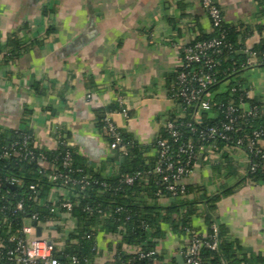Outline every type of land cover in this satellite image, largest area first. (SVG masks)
<instances>
[{
    "label": "crops",
    "instance_id": "1",
    "mask_svg": "<svg viewBox=\"0 0 264 264\" xmlns=\"http://www.w3.org/2000/svg\"><path fill=\"white\" fill-rule=\"evenodd\" d=\"M213 1L247 49L264 41V0ZM209 32L201 0H0V130L27 131L32 145L45 151L67 138L78 163L111 177L124 155L109 150L97 116L114 111L112 121L143 145L144 157H153L161 118L176 112L168 90L182 66L181 49ZM11 37L21 45L12 53ZM258 63L240 75L248 98H264V68ZM226 90L223 83L211 97ZM118 97L128 118L118 111ZM223 157L214 164L203 161L182 181L192 188L186 198L218 195L215 216L225 239L234 241L249 264H264V178L248 175L241 149ZM171 201L163 197L158 203ZM33 223L35 234L41 227L37 236L48 238L56 251L63 249L66 233L56 220ZM193 226L206 231L200 219ZM97 229L94 261L108 264L111 237ZM186 242V233L166 232L157 247L162 263L179 264Z\"/></svg>",
    "mask_w": 264,
    "mask_h": 264
},
{
    "label": "trees",
    "instance_id": "2",
    "mask_svg": "<svg viewBox=\"0 0 264 264\" xmlns=\"http://www.w3.org/2000/svg\"><path fill=\"white\" fill-rule=\"evenodd\" d=\"M220 36L224 46L221 48V53L215 56L217 65L213 71L214 82L207 87V91L212 93L223 83L227 85V90L222 94L210 97V101L214 104L213 109H217L215 120L222 118V110L226 108L228 103L237 106L242 102H247L249 108L256 110V114L248 118L247 122L240 124L242 131L249 134L253 130H264V98L259 96L248 98L245 91L240 90L242 85L240 75L247 67L248 52L253 51L259 55L264 53V41L251 49H247L243 44L242 34L237 27L222 22L218 29H212L210 25L208 34L199 35L191 43L214 37L219 38ZM11 38L14 39V48L10 53L21 46L15 37ZM2 58L6 59V57ZM259 62L258 64L264 68V59H259ZM106 109L112 108L108 107ZM103 112L97 116V124L104 133L105 139L109 142L110 137L102 121ZM174 114L170 113L168 117L172 119ZM215 120L210 119L206 123H214ZM241 133L237 132L235 135L239 136ZM24 136H29L28 149L33 151V158L11 151V144L21 142ZM31 137V134L27 131L16 130L8 133L0 130L1 240L6 241L8 231L11 234H18L17 231L33 213L37 216L36 221L40 223L45 222V220H57L53 217L54 215L50 212L49 207L37 204L36 198L44 197L51 188H61L73 203L70 214L75 220V227L65 237L63 249L56 251L53 248V257L62 264H68L66 254L75 255L80 264H96L94 258L97 253V235L88 237L90 230L95 226L99 228V231L101 230L111 237L109 247L112 252L114 254L119 252L118 256L112 255L108 264H163L162 255L157 252V247L166 232L186 233L188 241L193 235L199 234L203 237V235L209 234L213 225L216 226L217 232L216 249L210 250L202 246L199 251L200 264H249L246 256L236 253L237 246L234 241L225 239L226 232H224L215 216V203L219 199L218 195L210 198L200 197L199 195L194 198H186L192 188L185 185V194L173 198V201L164 206L158 203V197L154 195L161 186L153 183V176L149 178L147 185L142 181L134 182L131 185L121 183L120 179L123 175L151 168L155 160V155L144 157L143 145L129 133L122 131L125 154L121 158L116 174L108 178L93 174L86 169L84 164L78 163L72 146L68 149L64 145H58L54 149L45 151L33 148ZM156 137L168 138L163 129L159 130ZM156 137L153 143L154 147ZM188 137H191L194 142L197 141L195 135H191L190 132L184 130L181 139L173 145L174 148ZM219 145H223L222 141H219ZM66 149L70 150L71 161L68 166L63 167L61 161ZM4 151L9 152L7 157L3 156ZM39 154L44 157L46 162L54 163L58 172L67 174L74 181L81 179L83 175L88 176V183L75 182V184H71L68 182L64 185L61 178L55 180L47 178L46 174L50 173L49 171L39 172L42 170L41 162L38 160ZM222 156H224L223 159H226L227 152H223ZM252 161L257 163V167L252 173L248 172V175L256 179H263L264 161L259 157H252ZM10 177L20 179L21 184L9 185L6 180ZM93 180L104 181L106 186L94 184ZM32 184L37 187L35 193L28 189L29 185ZM20 200L23 201V211L11 215L10 209ZM199 205L203 206V211L200 210ZM99 209L104 211L106 215L101 216L97 212ZM117 209L118 211H116ZM127 216L128 219H126ZM195 218L202 221L206 229L204 233L199 232L193 226ZM57 229L63 230L60 225ZM202 239L204 240V238ZM71 241L76 243H71ZM125 246L137 247L144 251L154 250L155 254L150 259L134 258L132 262L127 263L130 255L123 250ZM168 264L175 263L169 262Z\"/></svg>",
    "mask_w": 264,
    "mask_h": 264
},
{
    "label": "built area",
    "instance_id": "3",
    "mask_svg": "<svg viewBox=\"0 0 264 264\" xmlns=\"http://www.w3.org/2000/svg\"><path fill=\"white\" fill-rule=\"evenodd\" d=\"M201 4L209 18L211 28L218 29L223 22L219 6L213 0H201ZM223 46L224 43L220 36L219 38L194 41L182 47L180 56L182 66L175 73L174 80L168 90V96L174 102L176 112L172 119L168 116L161 118V129L165 131L168 138L156 137L155 160L151 168L125 174L120 179L121 183L131 185L134 182L142 181L147 185L149 178L153 176V183L161 186L154 194L158 197V200L163 197L173 199L185 194L186 189L182 181L198 170L203 161L207 160L212 164L219 162L223 152H228L231 149H241L248 158L249 173H252L257 167V163L252 161V157H259L264 161V130H253L247 134L242 131L240 126L241 123L247 122L248 118L256 114L255 109L241 110L239 107L241 103L237 106L228 103L226 108L222 110V118L215 120L217 109H213L214 104L210 101L211 93L207 91V87L214 82L213 71L217 65L215 56L221 53ZM259 59H264V53L259 55L250 51L248 52L246 64L249 65ZM240 90L244 91L243 85H241ZM116 102L118 111L125 118H128L123 99L118 97ZM113 114L114 111L108 110L102 119L105 130L110 137L108 148L112 152L124 155L125 146L122 131L112 121ZM210 119H214L215 122L207 124L206 121ZM184 130L190 132L191 135H195L197 141L194 142L191 137H188L174 148L173 145L181 139ZM237 132L242 133L236 136L235 133ZM28 140L29 136H24L21 142H13L11 151L33 158V151L28 149ZM219 141H222L223 145H219ZM58 145H64L68 149L71 147L70 142L65 138H58ZM32 147L35 148L33 145ZM68 149L65 150L62 156L61 165L63 167L68 166L71 161V153ZM8 155L9 152H3L4 157ZM38 158L42 166V170L39 172H50L46 174L47 178L51 180L61 178L64 185L68 182L71 184H75V182L88 183V176L83 175L81 179L74 181L67 174L58 172L56 165L52 162H46L41 154ZM6 182L11 186L21 184L20 179L13 177L8 178ZM93 183L106 186L104 181L93 180ZM36 188L35 184L28 187L33 193L36 192ZM36 201L39 206L49 207L50 212L54 215L53 217L57 219L58 225L63 228L66 235L73 230L75 225H72L70 214L73 203L68 199L64 190L51 188L43 199L36 198ZM198 207L203 211L202 205ZM22 211L23 201L21 200L17 201L10 209L11 215H16ZM97 212L101 216L106 215L100 209ZM36 217V214L33 213L27 219V222L17 231L19 235L16 233L11 234L8 231L6 241L0 239V262L3 261L2 264H62L53 257L51 241L48 238L37 236L34 232V226L30 225L31 222L40 223L36 221ZM126 219H128V216ZM216 234V226L213 225L209 234L203 235V237L199 234L191 236L180 252L183 257V264H200V248L205 246L210 250L216 249ZM96 235H98V229L93 227L88 237ZM123 250L130 255L127 263L132 262L134 258L150 259L155 254L154 250L144 251L137 247L125 246ZM114 255L118 256L119 252ZM65 257L68 264H80L75 255L66 254Z\"/></svg>",
    "mask_w": 264,
    "mask_h": 264
},
{
    "label": "water",
    "instance_id": "4",
    "mask_svg": "<svg viewBox=\"0 0 264 264\" xmlns=\"http://www.w3.org/2000/svg\"><path fill=\"white\" fill-rule=\"evenodd\" d=\"M34 225H36V223H33ZM41 231V227L40 226H36V234L39 235ZM177 261L179 262V264H183V259L182 256H177Z\"/></svg>",
    "mask_w": 264,
    "mask_h": 264
}]
</instances>
